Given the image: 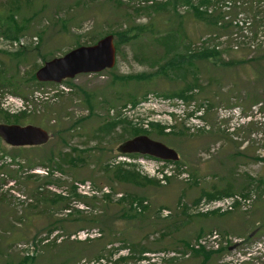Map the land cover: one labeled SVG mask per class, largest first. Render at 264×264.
Segmentation results:
<instances>
[{"label":"rangeland","instance_id":"1","mask_svg":"<svg viewBox=\"0 0 264 264\" xmlns=\"http://www.w3.org/2000/svg\"><path fill=\"white\" fill-rule=\"evenodd\" d=\"M245 1L0 0V123L51 135L0 140V264H264V74L243 41L261 19ZM105 35L113 68L35 79ZM139 135L178 154L163 179L117 154Z\"/></svg>","mask_w":264,"mask_h":264},{"label":"water","instance_id":"2","mask_svg":"<svg viewBox=\"0 0 264 264\" xmlns=\"http://www.w3.org/2000/svg\"><path fill=\"white\" fill-rule=\"evenodd\" d=\"M115 65V46L112 35H105L94 44L78 46L64 55L45 61L34 73L41 83L59 84L80 74H96ZM50 135L32 125L0 123V140L11 147L40 146ZM119 155H142L163 161L176 162L178 154L163 143L145 135L121 142L116 147Z\"/></svg>","mask_w":264,"mask_h":264},{"label":"trees","instance_id":"3","mask_svg":"<svg viewBox=\"0 0 264 264\" xmlns=\"http://www.w3.org/2000/svg\"><path fill=\"white\" fill-rule=\"evenodd\" d=\"M244 1V0H242ZM166 2V1H165ZM164 2V3H165ZM163 3H155L152 6H148V7H141V8H156L159 5H162ZM242 4L248 5V8L252 9H256L255 13H257V17L261 19V26H260V30L258 33L256 32L255 34H252L249 31H244L243 33L246 35L247 39L243 38V41H245L246 44V48L248 49V52H255V54H258V59L257 62H261L259 64V71L261 73L264 74V0H246L245 3L242 2ZM133 7V6H132ZM133 9H135V7H133ZM135 10H138L137 8ZM256 17V18H257ZM255 18V19H256ZM246 26V30L250 29V21H246L245 25ZM100 39V38H99ZM97 37L91 39V44H94L97 40H99ZM204 56H209V55H204ZM251 60V59H250ZM250 60H246V62H250ZM199 109L196 110V112H198ZM4 116V115H3ZM20 117V115H18ZM132 156V155H131ZM68 210V209H66ZM113 256V255H112ZM124 260V257H118L116 259L113 260L112 264H120L121 261Z\"/></svg>","mask_w":264,"mask_h":264},{"label":"built area","instance_id":"4","mask_svg":"<svg viewBox=\"0 0 264 264\" xmlns=\"http://www.w3.org/2000/svg\"><path fill=\"white\" fill-rule=\"evenodd\" d=\"M127 2L126 4H130L131 6L135 8H141V7H148L152 6L155 3H164L166 0H124ZM129 157V156H127ZM127 162L134 163L138 166L139 169L148 172L149 174H153V176L159 177L160 179H163V173L167 171V168L161 170V166L166 163L161 160H157L150 157L145 156H135V157H129L127 158ZM235 201L230 198L225 199H219L214 200L208 203L210 208H219L222 211H228L231 210L233 207Z\"/></svg>","mask_w":264,"mask_h":264},{"label":"flooded vegetation","instance_id":"5","mask_svg":"<svg viewBox=\"0 0 264 264\" xmlns=\"http://www.w3.org/2000/svg\"><path fill=\"white\" fill-rule=\"evenodd\" d=\"M4 124H15V123H4ZM50 135V134H49ZM50 137H51V135H50Z\"/></svg>","mask_w":264,"mask_h":264}]
</instances>
